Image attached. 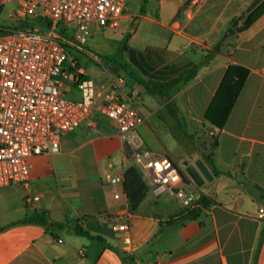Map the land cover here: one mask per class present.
Listing matches in <instances>:
<instances>
[{
	"label": "crops",
	"instance_id": "crops-1",
	"mask_svg": "<svg viewBox=\"0 0 264 264\" xmlns=\"http://www.w3.org/2000/svg\"><path fill=\"white\" fill-rule=\"evenodd\" d=\"M146 1L139 11L126 5L119 62L144 80L160 82L199 65L196 76L171 97L149 95L193 144L199 133L214 138L213 169L199 145L181 158L200 159L212 179L197 186L185 171L189 180L178 188L191 196L187 202L178 188L156 191L154 182H146V196L130 210L123 185L109 183L107 176L132 163L125 166L116 123L95 113L91 123L82 121L62 135L58 152L28 158L26 183L0 187V264H264V216L258 217L259 209L264 211V13L220 41L229 21L244 16L256 0ZM109 64L91 77H102ZM229 65H241L248 73L223 126L217 127L204 116ZM112 73L123 77L124 94L135 92L133 101L144 117L137 128L141 146L181 168L165 146L157 151L147 142L153 103L143 102L134 86L125 88L126 79L144 88L119 67ZM65 92L80 97L75 85L68 84ZM172 104L177 119L170 114ZM50 155L58 156L55 166L38 164V158ZM35 196L39 199L28 201ZM200 196L209 200L206 206L198 203ZM197 207L200 212L188 217L187 210ZM124 212L125 218L117 220ZM32 216L68 226L23 221ZM122 221L127 229L114 231L112 226ZM73 226L99 239L77 234Z\"/></svg>",
	"mask_w": 264,
	"mask_h": 264
},
{
	"label": "built area",
	"instance_id": "built-area-1",
	"mask_svg": "<svg viewBox=\"0 0 264 264\" xmlns=\"http://www.w3.org/2000/svg\"><path fill=\"white\" fill-rule=\"evenodd\" d=\"M8 2L17 7L14 25L0 34V187L26 183L28 158L58 152L62 135L82 121L91 123L97 113L116 123L124 158L156 184V191L178 188L182 178L171 159L141 146L137 128L144 117L133 101L135 92L124 94L123 77L107 70L100 78H84L80 68L70 73L65 66L66 46L79 49L93 25L119 28L126 0H0V5ZM28 17H39L49 27L42 29ZM23 22L27 25L14 27ZM61 22L73 25L72 37L57 31ZM68 84L77 87L78 99L67 96ZM123 174L107 180L123 185ZM177 191L184 201L191 199L182 189ZM263 212L259 209L258 217ZM125 216L126 212L116 218ZM112 229L124 231L127 223L114 224Z\"/></svg>",
	"mask_w": 264,
	"mask_h": 264
},
{
	"label": "trees",
	"instance_id": "trees-1",
	"mask_svg": "<svg viewBox=\"0 0 264 264\" xmlns=\"http://www.w3.org/2000/svg\"><path fill=\"white\" fill-rule=\"evenodd\" d=\"M3 6L0 5V12ZM264 13V0H256L251 7L247 10L244 16L233 18L229 21V27L222 35L220 41H222L223 37L234 33L241 32L249 27L253 22L257 20V18ZM238 22L241 24L238 26ZM27 25V22L20 23L15 25L14 27H20ZM59 25V24H58ZM57 25V26H58ZM42 29H46L49 27V22L43 21ZM5 33L6 30H0ZM60 32V31H58ZM61 34H64L60 32ZM65 35V34H64ZM69 46H66V48ZM215 52V51H213ZM211 55H206V59H209ZM104 58L108 63H113L118 66L119 69H122L127 76L133 78L139 85H141L144 90L148 94L158 95L163 97H171L173 93L177 92L183 85L191 81L197 74L199 65L195 64L190 68L182 71L176 77L168 80V81H152V80H144L140 78L134 71L131 69L126 63H120L114 55H105ZM248 70L241 65H229L225 71V74L222 78V81L214 95V98L205 113V120H207L210 124L222 127L242 86ZM170 114L177 119V108L174 104L170 106ZM210 142V143H208ZM208 149H206V153L203 154L204 160L210 165L213 169V151L216 147V142L212 136H208L206 141L204 142ZM206 147V146H205ZM178 171L181 175L182 182L186 183L189 178L185 174V172L178 167ZM124 179H123V189L127 196L129 202L130 210H134L140 202L144 199L148 192L147 183L143 177V173L136 165H131L124 171ZM198 203L201 206H206L209 203V200L203 196H200L198 199ZM201 207L193 208L187 210L188 217H195L200 212ZM23 221L28 222H36L43 224L45 226L50 225L53 227H64L68 226L66 223L59 222H49L47 218L41 216H32L27 217ZM72 230L80 235L86 236L90 239H99L97 236L92 235L89 231L82 229L79 226H73Z\"/></svg>",
	"mask_w": 264,
	"mask_h": 264
},
{
	"label": "rangeland",
	"instance_id": "rangeland-1",
	"mask_svg": "<svg viewBox=\"0 0 264 264\" xmlns=\"http://www.w3.org/2000/svg\"><path fill=\"white\" fill-rule=\"evenodd\" d=\"M126 5L130 8L129 10L139 11L145 5H148V1L126 0ZM16 7L17 6L14 2H8L3 5V8L0 12V30L4 27H11L14 25ZM37 11H40V9L37 8ZM27 20L41 28H44L43 21L39 17H28ZM57 31H60L65 35L72 37L74 27L70 23L61 22L57 26ZM0 34H3V32L0 31ZM125 42L126 38L124 35L121 34L119 28L117 30H112L105 27H96L95 25H93L86 42L81 45L79 49L73 48L71 46L66 48L68 58L65 63V66L70 67V69H72V62H74L76 68L83 69V71L85 72V78H91L93 73L100 70L101 66L107 65L108 62L104 58L105 55H114L118 61L121 59V49ZM70 72L72 73L73 71L70 70ZM126 84L127 86L125 88L129 89L130 86H134L141 93L143 102L153 103L154 111L147 120V122L149 123V125H151V128L153 129V133L150 131L145 133V138L147 139V142L154 150L157 151L164 152L165 150L163 146H165L168 152L174 157L177 164L185 172L184 168L182 167V163L184 161L181 160V158L187 152H190L197 148V145H199L202 149H208L209 146L207 147V145L204 144L207 137H204L202 133H199L198 135H196V138H194L196 140V143L193 144L190 139H186L184 137V131L180 130L179 124L175 126V122H173L167 109L164 107L160 108V104L156 97L147 94L140 87L136 86L133 82H131L128 78L126 79ZM74 93L75 95L78 94L77 90H75ZM67 96L71 95L67 94ZM139 107L142 109L143 113L146 114L142 103H139ZM155 109H157V111ZM175 134L178 135L179 141L175 138ZM159 140L162 143H160ZM57 159L58 156L54 155H50L48 157H41L38 158V164L42 165L43 168L50 167L51 164L55 166L57 163ZM32 160L33 159H31V162ZM128 163L130 162L126 161L125 166H127ZM144 179L148 184L152 182L147 176L144 177Z\"/></svg>",
	"mask_w": 264,
	"mask_h": 264
},
{
	"label": "water",
	"instance_id": "water-1",
	"mask_svg": "<svg viewBox=\"0 0 264 264\" xmlns=\"http://www.w3.org/2000/svg\"><path fill=\"white\" fill-rule=\"evenodd\" d=\"M108 69L112 72H116L118 70V66L111 63L108 65ZM182 166L184 167L190 179L197 186H200L204 182V179H212L210 172L200 159L195 160L193 163H188L187 161H184L182 163Z\"/></svg>",
	"mask_w": 264,
	"mask_h": 264
}]
</instances>
